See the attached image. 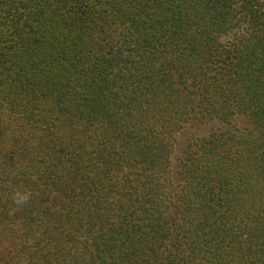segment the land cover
Segmentation results:
<instances>
[{
	"label": "trees",
	"instance_id": "obj_1",
	"mask_svg": "<svg viewBox=\"0 0 264 264\" xmlns=\"http://www.w3.org/2000/svg\"><path fill=\"white\" fill-rule=\"evenodd\" d=\"M0 264H264V3L0 0Z\"/></svg>",
	"mask_w": 264,
	"mask_h": 264
},
{
	"label": "rangeland",
	"instance_id": "obj_2",
	"mask_svg": "<svg viewBox=\"0 0 264 264\" xmlns=\"http://www.w3.org/2000/svg\"><path fill=\"white\" fill-rule=\"evenodd\" d=\"M264 3V0H260ZM243 34V31H237L236 33H230L227 35L222 36L221 38V42L223 43H230L232 41H234L235 39H237L238 37H240ZM235 124H239L241 122V125H245L243 118L242 117H237L235 120ZM220 126V124H218L216 122V120H207L205 122H197L195 120L193 121H189V122H184L182 123V125L180 127H182L180 130H177V132L175 133V139L176 142H179V144H183L184 143V137H194V138H202L205 135H207L209 132H211L214 129H217ZM177 147L175 148V150H173L172 155L170 156L173 160L174 156H176L177 154Z\"/></svg>",
	"mask_w": 264,
	"mask_h": 264
},
{
	"label": "clouds",
	"instance_id": "obj_3",
	"mask_svg": "<svg viewBox=\"0 0 264 264\" xmlns=\"http://www.w3.org/2000/svg\"><path fill=\"white\" fill-rule=\"evenodd\" d=\"M28 196L27 195H25V196H23V197H21L20 199H18V200H16L15 202L16 203H24V202H26L27 200H28Z\"/></svg>",
	"mask_w": 264,
	"mask_h": 264
}]
</instances>
